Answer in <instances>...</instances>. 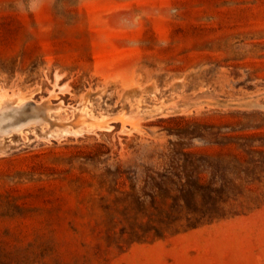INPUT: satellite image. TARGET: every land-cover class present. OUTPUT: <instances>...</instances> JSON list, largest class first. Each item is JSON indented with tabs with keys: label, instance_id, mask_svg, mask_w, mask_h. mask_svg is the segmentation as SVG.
<instances>
[{
	"label": "rangeland",
	"instance_id": "rangeland-1",
	"mask_svg": "<svg viewBox=\"0 0 264 264\" xmlns=\"http://www.w3.org/2000/svg\"><path fill=\"white\" fill-rule=\"evenodd\" d=\"M0 106V264H264V0H0Z\"/></svg>",
	"mask_w": 264,
	"mask_h": 264
},
{
	"label": "bare ground",
	"instance_id": "bare-ground-1",
	"mask_svg": "<svg viewBox=\"0 0 264 264\" xmlns=\"http://www.w3.org/2000/svg\"><path fill=\"white\" fill-rule=\"evenodd\" d=\"M19 100H21V98L18 99V102H19ZM22 100H23V98H22ZM15 102H16V100H14L13 97H12V98L9 97V98L4 99V100L2 101V107L0 106V107H1V110H3V108H5V107H6V108H7V107H8V108H9V107H12V108L15 107V106H16V105H15ZM20 102L22 103V101H20ZM23 102H24V101H23ZM21 103H20V104H21ZM44 103H45V102H44ZM47 103H48V102H46V104H47ZM22 104H23V103H22ZM35 104H36V103H35ZM38 104H39V103H38ZM23 105H24V104H23ZM21 106H22V105H20V107H21ZM26 106H27V105H26ZM12 108H11V109H12ZM31 108H32V107H31ZM31 108H30V109H31ZM33 108H34V107H33ZM13 109H14V108H13ZM18 109H19V108H18ZM18 109H17V110H18ZM1 110H0V111H1ZM5 110H8V109H5ZM15 110H16V109H15ZM17 110H16V111H17ZM33 110H34V109H33ZM33 110H32V111H33ZM23 111H24V110H23ZM48 111H51V110H48ZM21 113H22V112H21ZM2 114H4V112H2ZM15 114H17V113H15ZM19 114H20V111H19ZM48 114H49V113H48ZM83 114H84V113H83ZM50 115H51V114H50ZM85 117H86V116H85ZM85 117H83V118H85ZM123 117H124V116H123ZM41 118H42V117H41ZM52 119H53V118H52ZM77 119H78V118H77ZM0 121H1V120H0ZM15 122H16V121H15ZM34 123H36V122H34ZM28 124H29V123H28ZM98 124H99V123H98ZM5 130H6V129H5ZM13 130H14V129H13ZM15 130H16V129H15Z\"/></svg>",
	"mask_w": 264,
	"mask_h": 264
},
{
	"label": "trees",
	"instance_id": "trees-1",
	"mask_svg": "<svg viewBox=\"0 0 264 264\" xmlns=\"http://www.w3.org/2000/svg\"><path fill=\"white\" fill-rule=\"evenodd\" d=\"M133 189H135V186H133Z\"/></svg>",
	"mask_w": 264,
	"mask_h": 264
}]
</instances>
